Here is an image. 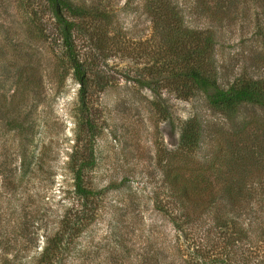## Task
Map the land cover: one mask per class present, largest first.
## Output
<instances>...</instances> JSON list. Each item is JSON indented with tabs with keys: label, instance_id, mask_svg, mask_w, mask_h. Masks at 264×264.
<instances>
[{
	"label": "rangeland",
	"instance_id": "obj_1",
	"mask_svg": "<svg viewBox=\"0 0 264 264\" xmlns=\"http://www.w3.org/2000/svg\"><path fill=\"white\" fill-rule=\"evenodd\" d=\"M72 1L89 10L86 28L96 30L98 50L113 37L120 51L113 47L103 52L107 67L92 76L90 104L97 135L95 165L87 173V184L99 197L94 220L75 239L66 264H137L150 250L149 241L173 234L153 209L154 194L163 192L164 171L212 165L216 169L206 176L224 172L221 160L213 158L223 139L216 130L228 127L202 94L183 101L176 91L160 84L155 90L163 105L155 102L149 88L136 84L143 78L149 81L146 70L156 57L150 48L152 19L144 0ZM215 3L170 0L185 26L215 30L219 84L226 88L257 42L241 43L254 31L242 30L243 4L236 7L231 15L236 20L229 25L212 17ZM38 4L37 0H0V164L16 175L13 193L0 190V264H35L46 238L76 208L66 162L74 144L79 86L54 57L58 31ZM30 16L35 19L33 26ZM36 31H42L41 36ZM197 114L207 122L206 137L195 156L184 162L170 153L171 146L177 143L180 124ZM263 115L257 107L243 110L246 120ZM26 123L32 132L19 135L15 126ZM28 150L41 159L42 171H32L20 182V163Z\"/></svg>",
	"mask_w": 264,
	"mask_h": 264
},
{
	"label": "trees",
	"instance_id": "obj_2",
	"mask_svg": "<svg viewBox=\"0 0 264 264\" xmlns=\"http://www.w3.org/2000/svg\"><path fill=\"white\" fill-rule=\"evenodd\" d=\"M37 1L58 31V54L54 57L71 72L79 86L74 144L66 162L76 208L62 217L56 233L46 238L45 247L35 256V264H66L75 239L94 220L99 197V192L87 184V173L95 165L97 135L90 104L92 76L107 67V56L102 57V53L120 48L112 37L106 48L98 50L100 38L96 30L86 28L91 16L85 6L72 0ZM215 1L212 17L229 25L236 20L231 17L236 7L243 4L242 30L254 31L241 43L257 42L226 88L219 84L215 30L185 26L170 0H144L152 19L150 48L156 57L152 68L146 70L149 81L143 78L136 84L149 88L155 102L162 101L163 105L165 102L157 92L160 84L176 91L183 101L202 94L228 129L216 130L223 143L217 144V156L213 158L221 160L224 172L206 176L216 169L212 165H199L191 170L169 167L164 171L163 192L155 193L152 202L153 209L170 225L173 234L161 241L155 238L149 241L150 250L137 264H264V126L260 125L264 124V115L254 118L256 121L243 116L248 106L264 113V0ZM29 21L30 26L35 25V19ZM39 33L41 36L42 31ZM163 112L160 110V114ZM26 125L15 126L19 135L32 132V126ZM207 127L198 114L187 118L179 126L177 143L171 146L170 153L188 162L187 158L195 156L204 141ZM210 135L214 136L213 131ZM22 156L20 182L30 172L42 171L43 166L33 150ZM15 176L13 169L6 170L0 164V190L15 191Z\"/></svg>",
	"mask_w": 264,
	"mask_h": 264
}]
</instances>
